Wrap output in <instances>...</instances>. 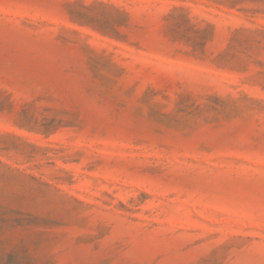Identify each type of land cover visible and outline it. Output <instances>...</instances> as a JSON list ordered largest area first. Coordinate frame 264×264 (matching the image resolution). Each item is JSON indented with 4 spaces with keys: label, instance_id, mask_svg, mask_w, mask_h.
<instances>
[{
    "label": "rangeland",
    "instance_id": "1",
    "mask_svg": "<svg viewBox=\"0 0 264 264\" xmlns=\"http://www.w3.org/2000/svg\"><path fill=\"white\" fill-rule=\"evenodd\" d=\"M0 264H264V0H0Z\"/></svg>",
    "mask_w": 264,
    "mask_h": 264
}]
</instances>
